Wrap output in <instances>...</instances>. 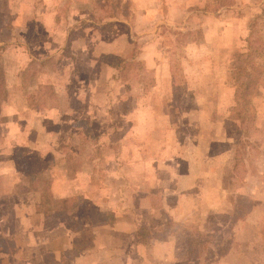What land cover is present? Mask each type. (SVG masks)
Masks as SVG:
<instances>
[{
	"label": "rangeland",
	"instance_id": "obj_1",
	"mask_svg": "<svg viewBox=\"0 0 264 264\" xmlns=\"http://www.w3.org/2000/svg\"><path fill=\"white\" fill-rule=\"evenodd\" d=\"M258 37L264 0H0V264L102 221L113 264H264V50L245 104L235 70ZM63 240L44 264H91Z\"/></svg>",
	"mask_w": 264,
	"mask_h": 264
},
{
	"label": "crops",
	"instance_id": "obj_2",
	"mask_svg": "<svg viewBox=\"0 0 264 264\" xmlns=\"http://www.w3.org/2000/svg\"><path fill=\"white\" fill-rule=\"evenodd\" d=\"M186 17H190V14H187ZM161 66L163 68V72L165 73V75L163 73L164 81L166 82L167 80L169 82V79L171 80L169 64L161 62ZM21 221L24 220L21 219ZM101 223L102 224L96 227L85 230H83V228L80 230H68L64 225L58 224L56 225L58 227L54 230V234L51 229L48 231L44 230L41 233L43 234L41 236L44 238L43 242L41 241V243H39L40 246L33 247L32 252L29 254V259L31 257L35 264H44L43 251L48 252L49 250H53L55 254H61L64 249L63 242H65L66 244L65 249H69L70 247L68 245V241H64L63 237L66 236V238H68L69 236H71L73 244L77 241H82L85 239L90 242V248H96V251L94 253H91L90 255L91 264H113L114 254L118 250V247H120V249L122 250L121 252H123L121 253V258L124 252H127L130 249V242L128 239L129 232L123 229L121 232H119L116 228L112 227V225L108 224L106 221H102ZM105 223L107 224L105 225ZM76 231L77 233H75ZM102 231H107V233L109 232L110 234L105 235V237L104 235L100 236ZM49 235H53L54 237L51 238ZM135 237L138 242L139 239L137 233L135 234Z\"/></svg>",
	"mask_w": 264,
	"mask_h": 264
},
{
	"label": "trees",
	"instance_id": "obj_3",
	"mask_svg": "<svg viewBox=\"0 0 264 264\" xmlns=\"http://www.w3.org/2000/svg\"><path fill=\"white\" fill-rule=\"evenodd\" d=\"M253 33L252 31L249 33V39L250 37H252ZM258 42L260 44V48L256 47L254 48V46L252 45L253 43ZM248 53L245 54L246 59L242 61V63L237 64L235 70L236 73L238 75L237 77V87L239 89L240 92V97L242 99V103L245 104L249 98V96L251 94L254 93V89H255V75H253L252 73L246 71L247 66L254 62V58L257 56H261L262 55V50H264V39L262 37H258V39H255V41L253 42V40H249L248 44ZM243 55V54H242ZM105 61L107 63L108 66H110L111 68L116 69L117 71H119V73L124 72V66L126 64H130L127 60V58H122V57H118V56H114V57H110V56H106L105 57ZM46 192H41V198H42V202H41V208L42 210H44V206L43 204L47 202L46 198ZM46 200V201H45ZM43 206V207H42ZM66 211V209L64 210V212ZM72 230H78L80 229V227H75V226H71Z\"/></svg>",
	"mask_w": 264,
	"mask_h": 264
}]
</instances>
